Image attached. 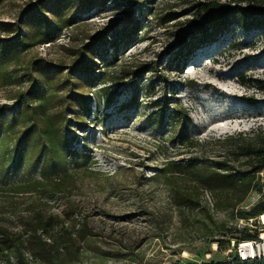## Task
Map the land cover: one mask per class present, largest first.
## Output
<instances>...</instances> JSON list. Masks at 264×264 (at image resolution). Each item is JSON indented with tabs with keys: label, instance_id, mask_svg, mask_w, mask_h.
<instances>
[{
	"label": "rangeland",
	"instance_id": "1",
	"mask_svg": "<svg viewBox=\"0 0 264 264\" xmlns=\"http://www.w3.org/2000/svg\"><path fill=\"white\" fill-rule=\"evenodd\" d=\"M89 1L90 10L86 0L0 1V22L13 24L12 34L0 31V36L11 38L19 29L27 34L30 20L25 16L39 3L53 26L51 41L26 51L20 70L42 61L65 79L73 62L93 53L95 60L107 58L100 69L119 84L108 109L94 101L85 107L64 92L53 100L51 107L66 116L71 148L84 159L76 160L81 171L73 190L46 199L48 212L60 214L67 207L87 222L92 237L80 244V264L229 263L235 258L232 243L254 234L249 222L264 197L254 190L241 210L215 213L213 221L198 211L176 216L167 191L147 181L175 151L165 141L169 127L156 103L167 112L176 102L188 111L189 134L205 142L197 149L208 159L225 151L216 140L264 131V37L234 25L191 51L200 38L192 20L195 4L209 0ZM22 74L17 85L0 79V105L11 108L7 115L17 111L12 98L30 86ZM73 92L87 94L77 82ZM18 176L5 174L6 184ZM208 198L205 193L203 201L211 208ZM3 199L1 212L16 202V213L8 220L17 226L30 199ZM223 225L224 233L205 236Z\"/></svg>",
	"mask_w": 264,
	"mask_h": 264
},
{
	"label": "trees",
	"instance_id": "2",
	"mask_svg": "<svg viewBox=\"0 0 264 264\" xmlns=\"http://www.w3.org/2000/svg\"><path fill=\"white\" fill-rule=\"evenodd\" d=\"M86 1L88 9H92L91 1ZM25 17L30 20L27 34L19 29L11 38L0 36V79L5 85H17L22 71V77H26L30 85L26 92H19L12 98L17 106L16 113L7 115L10 106L0 105V210L4 209L3 197L6 196L11 200L16 196L26 197L30 202L17 226L8 220L16 213L14 200L9 210L0 211V264H80L83 258L80 244L92 237L87 222L78 211H68L67 207L60 214L48 212L46 199L73 190L75 178L81 171L76 160L84 159V155L71 148V140L64 131L66 116L51 104L59 93L64 92L67 98L69 95L70 100H79L85 107L94 101L98 105L102 102L108 109L114 105L119 84L100 69V65L108 64L107 58L95 60L93 53L73 62L65 79L55 75L42 61L20 70L24 53L51 41L53 31L42 3L32 5ZM192 20L200 38L191 51L214 41L234 25L256 30L264 37V0L197 2ZM0 26L2 33L12 34L13 24L0 22ZM75 81L87 90L86 96L73 92ZM156 105L160 119L166 118L169 127L165 141L175 151L147 181H156L167 191L168 206L176 216L185 218L198 211L213 221L215 213L234 214L241 210L254 190L264 197V187L257 177L258 173L264 172V131L216 140L225 151L208 159L197 149L205 142L201 143L189 134L188 111L177 102L168 112L161 102ZM237 163L244 168L241 170ZM5 174L9 179L19 176L6 184ZM205 193H208L211 208L206 200L203 201ZM255 211L254 217L264 212V201ZM225 231L223 225L219 232L206 231L205 236L215 237ZM254 238L255 234L245 235L234 242ZM217 243L223 247L222 242ZM227 264L264 263L237 261Z\"/></svg>",
	"mask_w": 264,
	"mask_h": 264
},
{
	"label": "built area",
	"instance_id": "3",
	"mask_svg": "<svg viewBox=\"0 0 264 264\" xmlns=\"http://www.w3.org/2000/svg\"><path fill=\"white\" fill-rule=\"evenodd\" d=\"M262 187H264V172L257 175ZM250 229L254 231L255 238L251 240L232 243L235 258L233 262L264 263V212L250 220Z\"/></svg>",
	"mask_w": 264,
	"mask_h": 264
}]
</instances>
